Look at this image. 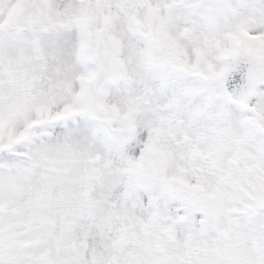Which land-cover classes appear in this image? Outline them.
Returning <instances> with one entry per match:
<instances>
[{"label": "snow or ice", "instance_id": "6c2138e0", "mask_svg": "<svg viewBox=\"0 0 264 264\" xmlns=\"http://www.w3.org/2000/svg\"><path fill=\"white\" fill-rule=\"evenodd\" d=\"M0 264H264V0H0Z\"/></svg>", "mask_w": 264, "mask_h": 264}]
</instances>
